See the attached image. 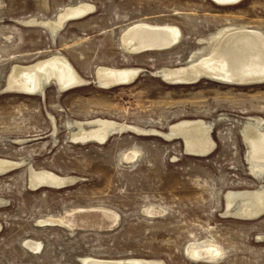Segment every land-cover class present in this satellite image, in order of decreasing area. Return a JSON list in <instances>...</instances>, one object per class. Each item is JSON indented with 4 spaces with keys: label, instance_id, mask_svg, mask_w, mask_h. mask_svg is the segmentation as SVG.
<instances>
[{
    "label": "rangeland",
    "instance_id": "obj_1",
    "mask_svg": "<svg viewBox=\"0 0 264 264\" xmlns=\"http://www.w3.org/2000/svg\"><path fill=\"white\" fill-rule=\"evenodd\" d=\"M78 2L93 11L67 18L56 34L38 21ZM140 22L177 26L179 43L126 52L120 37ZM242 29L264 36V0H0V158L21 163L0 173V264H81L83 257L264 264V214L241 219L224 209L229 190L264 185L247 168L241 135L247 118L264 119V80L163 76V68L210 56L226 34ZM56 53L75 67L79 84L61 89L50 78L35 92L8 87L14 64ZM104 65L138 72L99 86L96 70ZM96 117L132 127L104 142L71 136L74 121ZM185 119L214 121L209 153L191 154L182 137L161 135ZM30 167L75 178L33 188ZM98 208L112 218L97 222ZM205 241L223 249L219 260L188 255L190 245Z\"/></svg>",
    "mask_w": 264,
    "mask_h": 264
},
{
    "label": "bare ground",
    "instance_id": "obj_2",
    "mask_svg": "<svg viewBox=\"0 0 264 264\" xmlns=\"http://www.w3.org/2000/svg\"><path fill=\"white\" fill-rule=\"evenodd\" d=\"M216 1L234 2L236 0ZM92 9L93 5L85 2L72 3L57 13L55 18L45 20L40 19L38 21L44 25L45 29L48 27L51 33L55 32L56 34V30L60 26L62 27V24L67 18L80 17ZM61 27L59 29H61ZM124 31L125 32H123L120 37V45L123 50L130 53L143 50L169 48L178 44L181 37V31L177 26L155 25L147 22L136 23ZM223 39L222 44H219L217 46L218 49L210 54V56L201 58L189 65H180L175 68H163V76L171 81L189 80L191 82L199 76H206L217 79L218 81L222 80L239 84L264 80V36L261 32L252 29L236 30L226 34ZM204 42V40H201L202 44H204ZM70 63L71 62L67 60V57L56 53L30 65L14 64L11 68V74L7 84L11 90L12 87H16L21 91L28 93L39 90L43 82L48 81L50 78H53L55 84L61 89L63 87L65 88L79 84L81 78L74 70L75 67L73 68ZM96 71L99 82L98 84L100 86V84L111 85L119 82L125 83L137 74L138 69L135 67H111L104 65L100 66ZM74 123L76 124V129L71 131V136L73 138L96 141L106 139L105 137L112 132L119 130L122 131L128 126L130 128L132 127L125 123L106 118L103 119L101 117H96L95 119L87 121H74ZM213 124V120L185 119L174 122L170 125L167 134L163 133L161 135L169 138L182 137L187 152L195 155H203L209 153L215 143L213 142V138H211L213 137ZM69 126H71L70 123ZM140 129L144 128L142 127ZM241 135L248 148L246 153L247 157L245 154V158L247 159L246 162H248L250 168H247L250 169L253 176L261 179L264 177V119L255 116L247 118L244 122ZM130 155H127V157L134 158ZM19 162L16 163V161L13 160L0 158V173L12 169L13 166L16 167L15 164H18ZM73 178H75V176H60L48 170H37L30 167L29 180L30 186L33 188L39 186L60 187L65 185V183L72 181ZM254 186H256V189L227 190L226 197L224 195V209L226 208V215L228 214L232 217L241 219H253L264 214V185L258 183ZM101 211L106 214L108 218L111 217L113 213V211L110 213L106 208H101ZM86 217L88 218V215ZM63 218H65V216L59 218L55 217L54 220L65 222ZM260 238L264 240V235ZM29 241L30 243L28 242V245L30 247L35 248L38 246L37 241ZM222 252L223 249L221 247L209 241L193 243L187 249L188 255L196 257L195 260H197V257H203V259L206 258L205 260H207V258L211 260L217 259ZM80 260L82 262L81 264H164V261L160 259L150 260L142 258L99 260L91 257H83Z\"/></svg>",
    "mask_w": 264,
    "mask_h": 264
},
{
    "label": "water",
    "instance_id": "obj_3",
    "mask_svg": "<svg viewBox=\"0 0 264 264\" xmlns=\"http://www.w3.org/2000/svg\"><path fill=\"white\" fill-rule=\"evenodd\" d=\"M237 1V0H236ZM200 77V76H199ZM186 81H189V80H186ZM9 87V86H8ZM69 87V86H68ZM10 88V87H9ZM12 88H14V87H12ZM64 88V87H63ZM65 88H67V87H65ZM15 89H17V90H20L19 88H16L15 87ZM82 140V139H81ZM85 140V139H84ZM99 141H101V140H99ZM30 185V184H29ZM225 198V197H224ZM101 209V208H100ZM99 208L97 209V210H95L96 212H97V214L98 215H102V217H97L96 219H97V222H99V221H101L102 219H103V217H106L107 215L106 214H104L101 210H100ZM84 220V219H83Z\"/></svg>",
    "mask_w": 264,
    "mask_h": 264
}]
</instances>
